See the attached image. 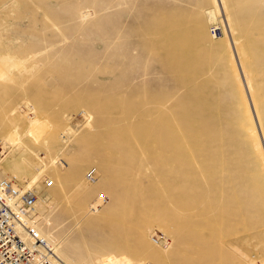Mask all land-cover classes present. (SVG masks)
<instances>
[{
    "label": "rangeland",
    "instance_id": "rangeland-1",
    "mask_svg": "<svg viewBox=\"0 0 264 264\" xmlns=\"http://www.w3.org/2000/svg\"><path fill=\"white\" fill-rule=\"evenodd\" d=\"M0 144L47 264H264V0H0Z\"/></svg>",
    "mask_w": 264,
    "mask_h": 264
},
{
    "label": "built area",
    "instance_id": "built-area-1",
    "mask_svg": "<svg viewBox=\"0 0 264 264\" xmlns=\"http://www.w3.org/2000/svg\"><path fill=\"white\" fill-rule=\"evenodd\" d=\"M210 31L222 33L218 25H212ZM1 149L0 144V156ZM45 184L51 181L45 180ZM99 198L105 197L100 194ZM35 199L32 188L23 190L14 177L0 173V264H47L52 244L34 227Z\"/></svg>",
    "mask_w": 264,
    "mask_h": 264
},
{
    "label": "bare ground",
    "instance_id": "bare-ground-1",
    "mask_svg": "<svg viewBox=\"0 0 264 264\" xmlns=\"http://www.w3.org/2000/svg\"><path fill=\"white\" fill-rule=\"evenodd\" d=\"M205 14H206V17L208 18V20L213 21L215 19L214 18L215 16L212 13L205 12ZM219 26L223 29V27L220 24H219ZM211 35H212V37H215L213 34H211ZM32 125H33V128L29 131V137L35 142V141H38L42 137L43 129H44V124L41 123V122H39V123H33ZM16 143H17V136L15 135L14 132H12V133H10L7 136L6 145L7 146H14ZM32 180H34V179H32ZM21 189L26 190V189H24L22 187H21ZM27 189H29V188H27ZM36 204H37V198L34 201V208H35ZM34 211H35V209H34ZM48 256H47V258H50Z\"/></svg>",
    "mask_w": 264,
    "mask_h": 264
}]
</instances>
